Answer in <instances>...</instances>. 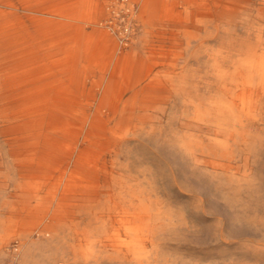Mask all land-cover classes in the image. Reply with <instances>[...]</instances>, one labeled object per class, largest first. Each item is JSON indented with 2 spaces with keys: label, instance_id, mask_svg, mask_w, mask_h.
Wrapping results in <instances>:
<instances>
[{
  "label": "bare ground",
  "instance_id": "6f19581e",
  "mask_svg": "<svg viewBox=\"0 0 264 264\" xmlns=\"http://www.w3.org/2000/svg\"><path fill=\"white\" fill-rule=\"evenodd\" d=\"M103 1L94 7L107 17L89 28L111 42L110 63L97 93L77 96L44 19L83 34L78 3L0 0V258L10 264H190L165 251L189 224L166 181L206 213L205 196L234 203L264 156V0ZM130 44L144 47L119 54ZM120 64L135 79L127 99L108 92ZM13 237L22 242L9 252Z\"/></svg>",
  "mask_w": 264,
  "mask_h": 264
},
{
  "label": "rangeland",
  "instance_id": "374dc122",
  "mask_svg": "<svg viewBox=\"0 0 264 264\" xmlns=\"http://www.w3.org/2000/svg\"><path fill=\"white\" fill-rule=\"evenodd\" d=\"M75 1L78 3V15L74 26L84 28L83 34H77L74 28L69 24L66 25L67 21L63 19L47 17L44 19V26L51 28L56 34H61L63 81L66 86L71 84L72 89H77V96H82L97 93L94 82L99 78L101 68L110 63L112 47L110 41L102 40L97 32L93 33L89 28V22L107 17L108 10L95 9L94 4L97 0ZM60 3V11L70 8L68 0H60ZM117 22L122 25V18L120 17ZM133 47L139 52L144 45L140 48L139 45L133 44L123 46L118 53H127ZM84 52H88L86 57L88 61L76 63L77 55L80 56ZM119 66L120 69L108 89L113 96L127 92L134 79L133 76L127 79L122 71L124 65ZM139 70L140 68L136 66L132 75L135 76ZM82 76L83 84H85L83 87L80 81ZM72 79L74 81H71ZM132 94L133 91H128L125 98H129ZM137 149L142 152L141 147ZM250 166L252 167L251 176L240 181L239 189L234 194V203H227L224 200L216 201L211 196H205L208 192L204 195L206 213L195 212L190 207L191 200L176 186L166 181L163 193L176 208H182L185 211L189 222L188 227L178 233L179 236L173 237L174 239L170 241L171 246L165 247V251L171 258L179 263L187 261L190 264L206 263L214 259H218L220 264H264V156L256 161L251 159ZM229 194L232 198V192ZM215 214L221 219L220 223L213 218ZM21 242V238H10L9 252L12 251L11 246ZM10 261L8 252L0 258V264H10Z\"/></svg>",
  "mask_w": 264,
  "mask_h": 264
}]
</instances>
